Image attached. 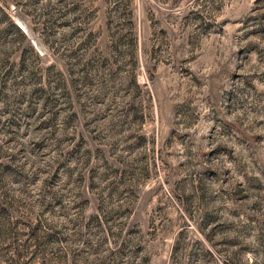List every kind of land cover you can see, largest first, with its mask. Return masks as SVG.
<instances>
[{
	"label": "rangeland",
	"instance_id": "obj_1",
	"mask_svg": "<svg viewBox=\"0 0 264 264\" xmlns=\"http://www.w3.org/2000/svg\"><path fill=\"white\" fill-rule=\"evenodd\" d=\"M0 264H264V0H0Z\"/></svg>",
	"mask_w": 264,
	"mask_h": 264
},
{
	"label": "trees",
	"instance_id": "obj_2",
	"mask_svg": "<svg viewBox=\"0 0 264 264\" xmlns=\"http://www.w3.org/2000/svg\"><path fill=\"white\" fill-rule=\"evenodd\" d=\"M10 26L15 31V33L19 36V38L21 39V41L27 40V37L25 36V34L16 25L10 24ZM29 47H30V45H29Z\"/></svg>",
	"mask_w": 264,
	"mask_h": 264
}]
</instances>
